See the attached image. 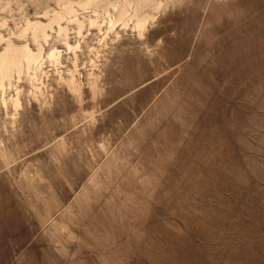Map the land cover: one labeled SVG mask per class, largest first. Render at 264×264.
I'll use <instances>...</instances> for the list:
<instances>
[{
    "label": "rangeland",
    "instance_id": "374dc122",
    "mask_svg": "<svg viewBox=\"0 0 264 264\" xmlns=\"http://www.w3.org/2000/svg\"><path fill=\"white\" fill-rule=\"evenodd\" d=\"M0 264H264V0H0Z\"/></svg>",
    "mask_w": 264,
    "mask_h": 264
},
{
    "label": "bare ground",
    "instance_id": "6f19581e",
    "mask_svg": "<svg viewBox=\"0 0 264 264\" xmlns=\"http://www.w3.org/2000/svg\"><path fill=\"white\" fill-rule=\"evenodd\" d=\"M8 206V205H7ZM5 209V208H4ZM7 209V208H6Z\"/></svg>",
    "mask_w": 264,
    "mask_h": 264
}]
</instances>
